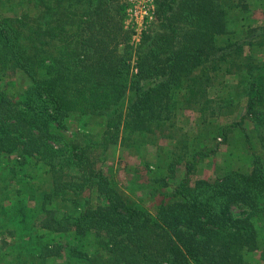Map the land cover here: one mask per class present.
Masks as SVG:
<instances>
[{
  "label": "trees",
  "instance_id": "trees-1",
  "mask_svg": "<svg viewBox=\"0 0 264 264\" xmlns=\"http://www.w3.org/2000/svg\"><path fill=\"white\" fill-rule=\"evenodd\" d=\"M38 1L33 45L11 18L0 17V154L39 156L49 167L38 207L46 218L38 225L75 244L63 252L45 241L39 259L65 253L69 264H80L72 258L89 260L90 236L99 234L109 264H251L246 254L259 250L264 259V26L235 36L224 0H155L158 24L133 54L125 0ZM16 71L31 84L3 86ZM229 73L241 81L226 91L216 80ZM244 99L241 121L216 123ZM186 110H198L204 127L178 138L177 119ZM73 114L104 116L106 145L124 132L173 140L178 151L168 168L186 161V177L168 189L167 175H150L141 186L153 208L130 202L87 147L52 144L62 138L52 128ZM246 118H258L257 141ZM231 135L240 141L234 160L241 168L192 186L197 163ZM237 205L246 215H233Z\"/></svg>",
  "mask_w": 264,
  "mask_h": 264
},
{
  "label": "rangeland",
  "instance_id": "rangeland-1",
  "mask_svg": "<svg viewBox=\"0 0 264 264\" xmlns=\"http://www.w3.org/2000/svg\"><path fill=\"white\" fill-rule=\"evenodd\" d=\"M38 0H0V17H9L23 30L24 41L34 44L29 34L34 32V15L39 12ZM126 18L125 28L129 29L133 36L131 45L136 52L137 46L142 41L145 32L158 24L156 17L155 0H125ZM227 11L228 27L235 36H244L251 27L264 26V0H224ZM135 57V56H134ZM135 59L132 65L135 68ZM241 76L234 73L222 74L216 83L226 91L240 84ZM5 81V82H4ZM2 82V85H16L18 88H26L31 80L21 71L12 72ZM264 111V103L260 107ZM225 115L216 118V123L228 124L241 121L246 111V99L235 110L224 109ZM235 111V112H234ZM202 114L198 110H186L177 119L175 135L186 131L195 135L204 127ZM261 123L264 125V112L261 114ZM258 118H246L244 126L249 131L254 141H257L253 127ZM264 127V126H263ZM60 132L61 140L52 142L56 148L72 149L73 145L87 147L91 158L97 161V165L105 173L110 174L117 180L118 187L128 200L144 203L153 208L148 200L147 190L141 184L147 178L161 172L168 177L164 180L168 189H173L178 182L186 177V161L174 165V170L168 168L172 160V153L178 151L175 142L164 138H151L150 135L122 133L118 142H110L107 145L103 140L106 129L104 116H80L71 115L66 124L52 128ZM257 134V133H256ZM180 138V137H178ZM56 141V142H55ZM219 148L213 156L205 157L197 163L194 173L190 176V184L193 186L198 179L214 181L224 173L228 167L241 168L239 162L234 160L238 157L240 141L230 136L223 142L218 139ZM235 143H237L235 145ZM235 145V147H234ZM260 144L257 143V146ZM159 158V159H158ZM187 160L189 156H186ZM159 161V162H158ZM159 163L160 167L156 164ZM148 164V165H147ZM49 167L39 156L22 158L18 151L0 154V264H69L65 253L46 259H39L38 253L45 241L65 244H75L69 235L53 233L41 227L45 212L39 207L41 192L47 191L50 185ZM147 198V199H146ZM62 198H58V202ZM66 208L64 204H62ZM69 208V207H67ZM73 209V208H70ZM248 211L242 205L234 206L232 213L239 217L246 215ZM93 247L90 248L89 260L74 257L72 261L80 264H109L105 239L101 234L90 236ZM101 241V242H100ZM74 242V243H73ZM260 243L264 244V236L260 235ZM102 245V246H101ZM246 258L251 264H264L261 251L249 252Z\"/></svg>",
  "mask_w": 264,
  "mask_h": 264
},
{
  "label": "crops",
  "instance_id": "crops-1",
  "mask_svg": "<svg viewBox=\"0 0 264 264\" xmlns=\"http://www.w3.org/2000/svg\"><path fill=\"white\" fill-rule=\"evenodd\" d=\"M223 124V123H222ZM228 124H231V123H228ZM228 124H223V125H228Z\"/></svg>",
  "mask_w": 264,
  "mask_h": 264
}]
</instances>
